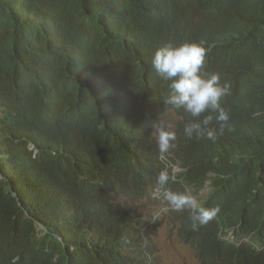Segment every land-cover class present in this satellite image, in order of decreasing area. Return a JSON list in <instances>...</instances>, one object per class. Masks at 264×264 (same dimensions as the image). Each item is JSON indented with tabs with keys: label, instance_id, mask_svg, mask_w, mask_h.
I'll return each instance as SVG.
<instances>
[{
	"label": "clouds",
	"instance_id": "9594fccd",
	"mask_svg": "<svg viewBox=\"0 0 264 264\" xmlns=\"http://www.w3.org/2000/svg\"><path fill=\"white\" fill-rule=\"evenodd\" d=\"M174 2L175 15L154 14L147 31L133 29L131 11L118 17L102 8L111 45L92 42L75 15H45L54 87L20 129H3L13 145L0 149L2 178L16 193L34 184L30 191L43 196L35 211L45 217L35 218L36 230L51 228L60 244L90 246L76 203L100 188L108 197L90 200L103 226L130 237L137 219L156 264L144 200L159 201L158 214L170 215L198 264H263L264 31L239 25L232 0ZM115 141L119 154L107 148ZM64 163L81 170L79 182L60 178ZM0 246V264H16Z\"/></svg>",
	"mask_w": 264,
	"mask_h": 264
},
{
	"label": "trees",
	"instance_id": "16d2710c",
	"mask_svg": "<svg viewBox=\"0 0 264 264\" xmlns=\"http://www.w3.org/2000/svg\"><path fill=\"white\" fill-rule=\"evenodd\" d=\"M232 7V15L239 25L264 31V0H232ZM102 8H112L118 17L131 11L133 29L144 28V31L154 26L147 25L154 14L165 18L177 11L174 0H0V149L13 145L12 141H6L3 129H20L27 123L29 110L41 105L39 100L54 87V74L46 68L45 62V58L50 57L47 36L41 25L46 16L68 18L75 15L92 42L111 45L103 29L104 23H100ZM53 58L61 69L66 67L56 54ZM60 79L59 74L56 87L61 85ZM258 132L264 134V126ZM107 148L116 154L122 152L117 141ZM60 171L61 176H58L65 183L79 182L76 176L81 170L71 164L64 163ZM2 176L0 170V240L5 242L8 252L12 251L17 257L16 264L157 263L156 248L137 219L132 223L130 237L103 226L90 197L93 193L108 197L109 190L93 188L84 200L76 203L90 246L80 241L60 244L50 237L51 228L48 234L36 230V219L44 221L45 217L35 211L41 202L38 196H43L30 191L34 184L29 183L16 193ZM89 222L98 223V228L91 230L85 224ZM90 235H94V239ZM233 258L247 263L242 255ZM221 264L236 263L227 259Z\"/></svg>",
	"mask_w": 264,
	"mask_h": 264
},
{
	"label": "rangeland",
	"instance_id": "374dc122",
	"mask_svg": "<svg viewBox=\"0 0 264 264\" xmlns=\"http://www.w3.org/2000/svg\"><path fill=\"white\" fill-rule=\"evenodd\" d=\"M139 208L147 217L153 219L152 228L161 264H198L194 251L180 242L176 228L168 226L170 215L164 217L161 213L158 214L161 208L158 200H144L139 203Z\"/></svg>",
	"mask_w": 264,
	"mask_h": 264
}]
</instances>
